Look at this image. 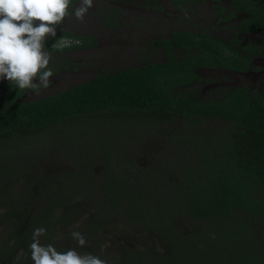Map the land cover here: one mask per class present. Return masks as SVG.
Masks as SVG:
<instances>
[{"label": "trees", "instance_id": "trees-1", "mask_svg": "<svg viewBox=\"0 0 264 264\" xmlns=\"http://www.w3.org/2000/svg\"><path fill=\"white\" fill-rule=\"evenodd\" d=\"M247 1L239 3L244 10L240 33L264 28V0ZM105 25L114 26L109 21ZM62 36L80 41L70 47L72 50L96 45L90 36L62 32L47 40V50H67L52 49ZM236 41L241 44L238 38ZM159 43L165 52L163 62L98 74L33 102L18 101L19 89L11 91L0 85V156L7 149L18 148L23 139L38 140L62 126L96 125L97 121L107 123L112 119L136 124L184 121L188 128L173 141L174 145L181 151L194 148L198 161L193 167L185 165L178 179L168 174L166 182L159 180L158 167L131 170L122 164L113 165L107 154L99 180L92 178L84 167L80 174L72 175V180H66L63 188L51 193L57 200H45L34 221L47 230V238L52 225H71L84 209L87 211L89 196L95 198L90 206L97 216L90 222L93 229L109 220L141 228L163 241L180 260L196 262V258L204 259L205 255L191 245L188 234H181L187 227H177L176 219L182 218L187 224L193 220L203 225L211 223L218 231L229 223L237 236L231 244L235 249L228 253L222 247L225 255L206 259V264H264V258L249 244L246 234L249 221L264 226V81L260 90L252 93L246 88H227L222 90V99H198L187 87L210 81L195 74L197 67L243 72L252 68L250 61L211 41L206 34L171 32ZM173 48L191 52L177 59L171 53ZM203 119L226 120L229 126L213 133L197 134L190 129ZM184 152L189 155V151ZM145 179L155 184L144 183ZM57 210L61 211L60 219L54 218ZM27 211L25 206L19 212ZM15 212L9 210L0 215L1 226L7 220L11 225V232L6 234L3 228L0 237V264H11L21 241L16 232Z\"/></svg>", "mask_w": 264, "mask_h": 264}, {"label": "rangeland", "instance_id": "rangeland-1", "mask_svg": "<svg viewBox=\"0 0 264 264\" xmlns=\"http://www.w3.org/2000/svg\"><path fill=\"white\" fill-rule=\"evenodd\" d=\"M95 3L94 0V6L83 22L76 20L72 15L65 20L63 26L57 28V33L88 35L96 40V45L89 49L72 50L70 47L76 45L75 41L79 40L68 38L73 44L67 47V50L62 53L51 52L52 60L49 67L54 75L50 78L49 87L38 90L19 89L21 94L18 101L23 103L36 101L82 84L98 74L115 73L149 62H161L163 56L155 42L167 38L170 31L193 30L196 26L198 30V27L204 26L208 33L215 32V26L213 29H207L209 24L213 25L208 19L210 12L186 13L171 9L157 11L154 9L156 6H150L145 10L123 6L119 10L109 12L103 9L100 1ZM130 3L136 2L131 0ZM146 3L142 1L143 5ZM78 5L79 0L72 7ZM108 21L114 26L105 25ZM226 30L227 28L217 32L222 37H227ZM262 67H259L258 72L243 77L221 72L208 75L202 73L200 77L209 80L208 85L190 89L187 87V91L201 100H216L223 98L222 90L225 87L235 88L240 84H246L248 88L255 89ZM0 85L11 91L18 89L7 80L0 82ZM209 85H217L218 88H208ZM185 91L186 89H182V92ZM95 124L62 126L54 134H46L38 140L23 139L18 148H10L1 153L0 215L9 210L16 211L17 214H14V219L18 221L16 232L21 238L14 256L11 257V264H34L29 245L32 242L33 230L41 227L34 221V217L40 214L39 210L43 209L44 201L52 199L56 201L51 193L63 188L66 180H72V175L80 174L84 167L92 178L99 180L107 154L113 165L122 164L131 170L158 167L159 180L165 182L168 174L178 179L185 165L190 164L193 167L197 164L198 153L194 148L185 149L184 151H189V155H186L173 142L188 128L184 121L169 124L144 122L136 124L112 119L107 123L97 121ZM228 126L226 120L203 119L190 129H194L197 134L213 133L218 128ZM182 136L187 138L188 134ZM146 181L145 179L143 182ZM147 183L155 184L152 181ZM87 198L90 203L87 211L84 209L83 214H80L71 225L65 226L60 222L52 225L48 237L45 238L44 235L40 237L42 245L51 244L58 251L74 249L81 255L92 254L107 261V264H206V259L225 255L223 249L228 253L235 249L231 244L237 236L229 223L218 231L211 223L203 225V222L193 220L187 224L182 218H177V227L183 224L187 227L181 234H188L187 239L191 241V245L195 246L200 254L205 255L204 259L196 258V262L192 260L185 262L158 237L148 234L141 228L109 220L101 227L93 229L90 222L97 219V216L90 206L95 198L89 199V196ZM25 206L28 211L19 212L23 211ZM60 212L57 210L54 218L60 219L58 216ZM247 226L249 244L264 258V226L251 221ZM3 228L6 234L11 232L9 220L3 226L0 225V237L3 235ZM189 228L191 230H188ZM73 231H78L85 237L86 244L83 247L73 240L71 236Z\"/></svg>", "mask_w": 264, "mask_h": 264}, {"label": "clouds", "instance_id": "clouds-1", "mask_svg": "<svg viewBox=\"0 0 264 264\" xmlns=\"http://www.w3.org/2000/svg\"><path fill=\"white\" fill-rule=\"evenodd\" d=\"M94 0H0V82L7 80L20 90L47 89L54 73L49 67L52 54L46 48L49 38L57 37V28L74 15L83 22ZM79 43V41H75ZM73 41L60 37L53 50L70 47ZM37 227L29 247L34 264H107L92 254L81 255L74 249L60 252L51 244L42 245L40 237L46 233ZM80 247L86 244L78 231L71 233Z\"/></svg>", "mask_w": 264, "mask_h": 264}, {"label": "flooded vegetation", "instance_id": "flooded-vegetation-1", "mask_svg": "<svg viewBox=\"0 0 264 264\" xmlns=\"http://www.w3.org/2000/svg\"><path fill=\"white\" fill-rule=\"evenodd\" d=\"M99 1L101 2L100 5L103 7V9L109 12L119 10V8H122L123 6L126 7L129 6L130 9L136 8V9H144V10L149 9L150 6H156L154 7V9L157 11H165L171 9L176 12H186V13L210 12L208 19L213 23V25L209 24L210 26L208 25L209 27L207 29H213V27L215 26L214 33L212 34L208 33L204 26H200L198 27V30H196L197 28L196 26L193 30L182 29L178 31H170L168 35L171 32H180V31L182 32L187 31L197 35L206 34L208 35L211 41H216L226 50L230 49L232 52L239 53L242 56L246 57L250 61V65L252 67L247 71H243V72L230 70L223 67H197L195 69V74L199 77L203 75L202 73L208 75L217 72L243 77L245 75L258 72L260 70L259 67L263 66L262 67L263 69H261L260 78L257 82V86H255V89L254 87L248 88L246 84H240L237 87H235V88H246L247 92L249 93L260 90L262 82L264 81V28L249 33L239 32V27L241 26L242 21L244 19V10L239 3L244 2L245 0H141V1L135 0L136 3H130L131 0H95L96 3ZM142 1H146L147 3L143 5ZM233 1L237 3L234 4ZM248 1L255 2V0H248ZM76 4H77V0H72V5H76ZM218 23H220V25H218ZM216 25L218 26L216 27ZM262 27H264V25ZM226 28H227L226 32L228 33V36L222 37L221 35H219L220 33H218L217 31L221 32L224 31ZM75 36L84 37L88 35H75ZM167 38L165 37L164 39ZM237 38L241 41L240 45L236 41ZM164 39H160L157 41V48L161 50L163 56L162 58L163 60L161 62H163L165 59V52L161 48L159 41ZM242 44L244 45L243 48H242ZM244 48L246 49L244 50ZM189 52L191 51L184 49H177V48H173L171 50L172 55L177 59L181 58L182 54H188ZM259 63L262 64L257 65ZM208 83L203 85L207 86ZM198 86H202V85L192 84L188 86L189 87L188 89L195 88ZM213 86L214 85H209L208 88H213V89L218 88L216 87L217 85L214 87ZM227 88H234V87H225L224 89Z\"/></svg>", "mask_w": 264, "mask_h": 264}]
</instances>
